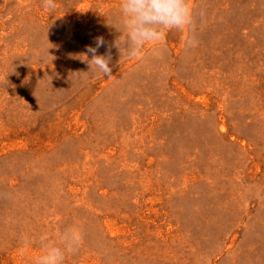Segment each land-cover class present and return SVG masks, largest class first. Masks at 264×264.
I'll return each mask as SVG.
<instances>
[{
	"label": "rangeland",
	"instance_id": "obj_1",
	"mask_svg": "<svg viewBox=\"0 0 264 264\" xmlns=\"http://www.w3.org/2000/svg\"><path fill=\"white\" fill-rule=\"evenodd\" d=\"M120 3L0 0V264L71 227L64 264H264V0H192L197 46H113L109 78L77 57Z\"/></svg>",
	"mask_w": 264,
	"mask_h": 264
},
{
	"label": "clouds",
	"instance_id": "obj_2",
	"mask_svg": "<svg viewBox=\"0 0 264 264\" xmlns=\"http://www.w3.org/2000/svg\"><path fill=\"white\" fill-rule=\"evenodd\" d=\"M42 6L48 10H54L55 0H42ZM120 8L123 15V31L114 26L122 35L109 46L108 52L103 55L98 54V49L104 47L106 43L101 36L94 40V46H89L77 57L90 65L91 70L95 66L110 78L111 47H117L123 54L121 47L123 45L130 58H137L145 45L162 42L165 33L174 29L181 32L187 31L188 35L184 41L186 46L195 47L198 44L194 36L192 0H121ZM38 242L42 254L35 260V264H64L67 256L79 250L83 238L79 228L71 227L58 234L55 240L43 234ZM31 243L27 236L23 237L25 248Z\"/></svg>",
	"mask_w": 264,
	"mask_h": 264
}]
</instances>
